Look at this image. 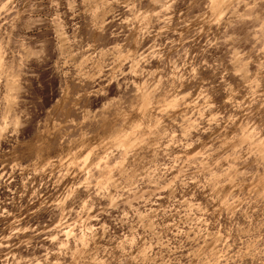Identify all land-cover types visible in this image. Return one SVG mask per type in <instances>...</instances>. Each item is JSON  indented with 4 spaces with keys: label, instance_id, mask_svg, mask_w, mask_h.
<instances>
[{
    "label": "rangeland",
    "instance_id": "rangeland-1",
    "mask_svg": "<svg viewBox=\"0 0 264 264\" xmlns=\"http://www.w3.org/2000/svg\"><path fill=\"white\" fill-rule=\"evenodd\" d=\"M0 264H264V0H0Z\"/></svg>",
    "mask_w": 264,
    "mask_h": 264
}]
</instances>
